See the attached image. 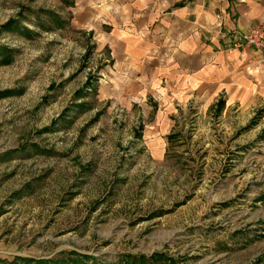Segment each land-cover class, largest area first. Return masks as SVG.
Returning <instances> with one entry per match:
<instances>
[{
  "label": "rangeland",
  "instance_id": "1",
  "mask_svg": "<svg viewBox=\"0 0 264 264\" xmlns=\"http://www.w3.org/2000/svg\"><path fill=\"white\" fill-rule=\"evenodd\" d=\"M82 2L0 0V264H264V103L163 113Z\"/></svg>",
  "mask_w": 264,
  "mask_h": 264
},
{
  "label": "crops",
  "instance_id": "2",
  "mask_svg": "<svg viewBox=\"0 0 264 264\" xmlns=\"http://www.w3.org/2000/svg\"><path fill=\"white\" fill-rule=\"evenodd\" d=\"M82 1L74 19L110 48V79L134 81L163 113L193 100L263 105L264 63L252 48L231 53L228 47L261 19L264 0Z\"/></svg>",
  "mask_w": 264,
  "mask_h": 264
},
{
  "label": "trees",
  "instance_id": "3",
  "mask_svg": "<svg viewBox=\"0 0 264 264\" xmlns=\"http://www.w3.org/2000/svg\"><path fill=\"white\" fill-rule=\"evenodd\" d=\"M65 2L68 0H64ZM45 14L48 15H53V16H57L58 14L50 11V10H43ZM61 21V20H60ZM62 24H64V22H62ZM20 26V27H19ZM4 29H12L15 30L17 29V31H25L28 35V33H30L29 28H26L20 24H18V21L12 19L9 22H7L6 24H4L2 26ZM28 31V32H27ZM0 49H2L3 51H7L9 50V48H7L6 46H0ZM90 78H88L87 84H90L91 82L89 81ZM225 105L224 100H220L217 104V110L220 112L223 107ZM91 258V257H90ZM29 259H25V261H28ZM47 261H39V263H44ZM74 264H84V262H74ZM100 264V263H98ZM112 264H185L183 262H180L177 258H174L172 256L167 255L166 253H162V252H156L153 253L152 255H146V254H128L125 256H122L121 259L117 260V263H112Z\"/></svg>",
  "mask_w": 264,
  "mask_h": 264
},
{
  "label": "built area",
  "instance_id": "4",
  "mask_svg": "<svg viewBox=\"0 0 264 264\" xmlns=\"http://www.w3.org/2000/svg\"><path fill=\"white\" fill-rule=\"evenodd\" d=\"M247 48H252L255 57L264 63V15L247 32L234 36L228 47V52L233 53L236 50Z\"/></svg>",
  "mask_w": 264,
  "mask_h": 264
}]
</instances>
